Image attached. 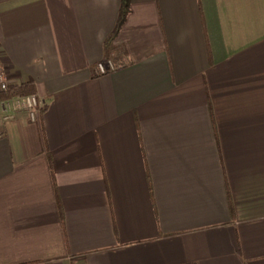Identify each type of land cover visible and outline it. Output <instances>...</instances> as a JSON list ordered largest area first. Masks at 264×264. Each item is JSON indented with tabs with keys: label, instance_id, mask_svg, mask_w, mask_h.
Here are the masks:
<instances>
[{
	"label": "crops",
	"instance_id": "0c3cea01",
	"mask_svg": "<svg viewBox=\"0 0 264 264\" xmlns=\"http://www.w3.org/2000/svg\"><path fill=\"white\" fill-rule=\"evenodd\" d=\"M119 7L0 0V264H264V0Z\"/></svg>",
	"mask_w": 264,
	"mask_h": 264
},
{
	"label": "built area",
	"instance_id": "2783aa9c",
	"mask_svg": "<svg viewBox=\"0 0 264 264\" xmlns=\"http://www.w3.org/2000/svg\"><path fill=\"white\" fill-rule=\"evenodd\" d=\"M96 68L100 73L105 72V66L102 62H99ZM9 85V79L7 78L3 63L0 61V91H5ZM40 104L41 100L36 94L16 96L10 99L0 100V105L5 112V115H9L14 111L25 110L28 112L29 117L34 121L39 118Z\"/></svg>",
	"mask_w": 264,
	"mask_h": 264
},
{
	"label": "trees",
	"instance_id": "16d2710c",
	"mask_svg": "<svg viewBox=\"0 0 264 264\" xmlns=\"http://www.w3.org/2000/svg\"><path fill=\"white\" fill-rule=\"evenodd\" d=\"M130 11V0H120L119 14L115 32L124 23L127 14ZM35 94V86L33 82H23L19 84H10L5 91H0V100L10 99L16 96H26ZM229 208L232 210V206L229 201Z\"/></svg>",
	"mask_w": 264,
	"mask_h": 264
}]
</instances>
